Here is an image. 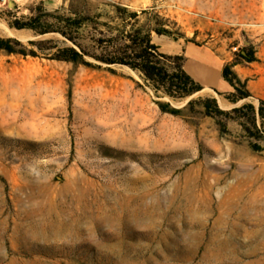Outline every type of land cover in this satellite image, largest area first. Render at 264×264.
<instances>
[{
  "label": "rangeland",
  "instance_id": "1",
  "mask_svg": "<svg viewBox=\"0 0 264 264\" xmlns=\"http://www.w3.org/2000/svg\"><path fill=\"white\" fill-rule=\"evenodd\" d=\"M68 2L0 0V37L64 46L59 34L8 23L64 16ZM88 2L154 10L174 33L165 38L211 47L226 65L264 64V0ZM46 47L27 46L37 57L0 51V264H264V141L235 114L185 109L258 101L212 90L172 100L129 68L50 60L38 51ZM115 87L142 112H113L100 95Z\"/></svg>",
  "mask_w": 264,
  "mask_h": 264
},
{
  "label": "trees",
  "instance_id": "2",
  "mask_svg": "<svg viewBox=\"0 0 264 264\" xmlns=\"http://www.w3.org/2000/svg\"><path fill=\"white\" fill-rule=\"evenodd\" d=\"M108 6L109 10L103 11L91 5L88 0H69L67 14L64 16L53 17L39 12L26 17L24 22L15 19L8 23V27L29 30L37 37L59 34L64 39L62 47H57L52 40L27 41V46L49 45L38 48L44 58L98 69L103 66L126 67L137 72L155 93H161L172 100H183L201 92L203 88L183 70L184 57L163 54L152 42L153 36L173 38L174 33L167 28L165 19L148 8L130 11L119 4ZM27 46L15 38L0 37L1 52L37 57V52L27 49ZM53 49L54 52H51ZM87 59L93 60L95 64ZM254 60L252 55L244 59L246 63ZM235 65H225L222 70V78L234 90L227 98L233 104L251 97L246 81H241L232 70ZM196 103L204 108V115L209 117L235 114V119H245L241 124L244 131L250 137L264 141V131L259 129V126L264 129V100H258L256 109L248 103L230 112L219 110L214 99L191 100L185 109ZM157 105L163 113H181L180 110L170 109L166 103L157 102ZM252 148L255 151L261 150L257 144H252Z\"/></svg>",
  "mask_w": 264,
  "mask_h": 264
},
{
  "label": "crops",
  "instance_id": "3",
  "mask_svg": "<svg viewBox=\"0 0 264 264\" xmlns=\"http://www.w3.org/2000/svg\"><path fill=\"white\" fill-rule=\"evenodd\" d=\"M152 42L163 54L182 55L183 70L203 88L201 91L212 90L219 94L233 92V88L222 78V70L227 62L211 47L180 43L162 36H153ZM234 71L241 80L246 81L250 99L264 100V64L237 65Z\"/></svg>",
  "mask_w": 264,
  "mask_h": 264
},
{
  "label": "bare ground",
  "instance_id": "4",
  "mask_svg": "<svg viewBox=\"0 0 264 264\" xmlns=\"http://www.w3.org/2000/svg\"><path fill=\"white\" fill-rule=\"evenodd\" d=\"M17 37H19V34L17 35ZM100 96L102 101L105 102L108 105V107L113 112H116V114L119 116L120 115L134 116L139 114V112L140 113L142 112L143 107L141 108V104L139 100H137L136 97L133 95V93L127 88L115 87L114 89L104 90L101 92Z\"/></svg>",
  "mask_w": 264,
  "mask_h": 264
}]
</instances>
